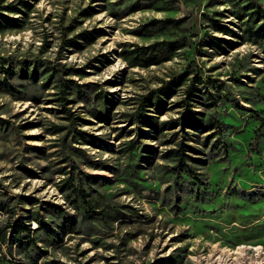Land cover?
<instances>
[{"label":"rangeland","instance_id":"374dc122","mask_svg":"<svg viewBox=\"0 0 264 264\" xmlns=\"http://www.w3.org/2000/svg\"><path fill=\"white\" fill-rule=\"evenodd\" d=\"M252 3L264 10V0H0V66L10 72H0V194L9 209L0 226L12 214L35 229L28 248L0 242V264H33L29 255L34 264H264V38L242 31ZM145 27L154 28L148 36L138 33ZM207 36L221 46L200 45ZM175 39L184 44L168 61L141 68L123 58L124 49ZM186 70L223 86L221 102L196 110L226 129L213 150L191 143L205 162L187 159L198 178L175 183L162 155L172 146L127 119L140 95ZM93 88L111 101L106 110ZM179 98L160 121L179 115L171 108ZM50 205L71 228L56 226ZM83 205L110 217L89 218Z\"/></svg>","mask_w":264,"mask_h":264},{"label":"trees","instance_id":"16d2710c","mask_svg":"<svg viewBox=\"0 0 264 264\" xmlns=\"http://www.w3.org/2000/svg\"><path fill=\"white\" fill-rule=\"evenodd\" d=\"M251 7H255V9L248 13V19L243 21L244 27H241L242 31L251 38H264V10L260 8L261 6L254 3L249 6V8ZM235 14L240 16L244 13H240L237 10ZM211 21L213 26L220 31L227 30V28L217 20ZM152 22L149 25H152ZM166 22H173L175 26L180 24L179 20L168 19ZM152 29L154 28L145 27L142 31H138V33L143 36H148ZM218 41L221 40L217 37L207 36V38L203 39L199 42V44L201 45V43L205 42L212 47H220L221 45ZM183 44L184 43L181 39L160 40L148 45H136L133 48L124 49L122 54L123 58L127 61L130 67L145 68L158 64L161 61L170 60L172 58V54L175 53L177 49L182 47ZM0 72L5 74L10 73L9 70L2 68V66H0ZM35 72V68L33 67L31 74H34ZM192 72L193 71L191 70H186L178 72L177 74H172L167 80L162 81L161 85L158 87L140 95L137 99L134 112L130 113L127 119L130 124H135L138 127L139 134L150 135L153 138L162 137L165 144L172 146L164 151L162 155L173 163L170 166V171L175 183H178V180L182 179L184 176L191 179L198 178L194 166L191 163H188L187 159L197 164H203L205 162L204 158L190 155V152L198 154L201 153V150L192 146L191 143L213 150L212 147H216L215 144L217 142L223 141L215 139L214 142H211L212 138L216 135H218V138H221L226 129V124L222 123L214 112L203 113L196 110V104L198 103L215 105L216 103L221 102L223 96L221 91L223 86L221 84L218 85L214 83L213 80H203L197 73H194L193 76L189 77ZM207 88L211 91H208ZM178 93L180 98L173 103L174 106L171 108L177 109L179 115L173 119L160 121L158 114H160V112L167 107V100ZM61 98V105L64 107L63 104L65 103V99L63 97ZM94 101H99L105 110L107 108L106 104L111 103V101L104 97L101 92H95V90ZM236 106L239 107V109L243 108L238 104H236ZM63 111L65 110L63 109ZM98 112L101 117H107V115H105L102 111ZM70 114L71 113H68L69 119L73 122L74 119L73 117H70ZM142 128L145 130H142ZM173 129L176 130L167 133V130L169 131ZM140 144L142 145L141 151L149 153L150 147L142 143ZM136 148L137 147H135L132 141H127L124 151L133 155V150H136ZM253 149L254 148H252V150ZM141 156L142 158L149 157L146 155ZM67 183L69 185L72 184V182L69 181ZM72 191L76 192L78 197L82 198L81 200L83 203L88 202L84 199L86 194L82 191V189L79 187H73ZM83 207H85L84 210L88 213L86 216H89V218H92V214H96L97 216L95 218L106 222L107 218L110 217L109 211H106L104 208L101 209V211L94 213L93 206L83 205ZM2 210L8 211L9 209L7 208L6 201L0 194V211ZM46 210L55 218L62 219L60 223L56 225L58 228H71L72 220L67 216V214L58 210L53 205H50V208ZM112 211L115 210L113 209ZM34 218L35 219L33 220L37 222V225L40 228H44L45 233L50 238L54 239V237L57 236L58 232L54 228L50 227L49 224L43 222L38 217ZM33 231H35V229H31L30 223H26L20 216L13 217L11 214L5 224L0 226V242L5 244L17 243L19 246L25 245V248H28L32 245L31 243H34L32 236ZM34 248H37V246L35 245ZM29 256L34 264L36 256Z\"/></svg>","mask_w":264,"mask_h":264}]
</instances>
